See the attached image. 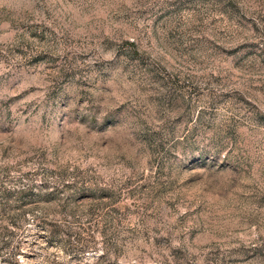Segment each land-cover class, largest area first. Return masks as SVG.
<instances>
[{"label": "rangeland", "instance_id": "1", "mask_svg": "<svg viewBox=\"0 0 264 264\" xmlns=\"http://www.w3.org/2000/svg\"><path fill=\"white\" fill-rule=\"evenodd\" d=\"M0 264H264V0H0Z\"/></svg>", "mask_w": 264, "mask_h": 264}]
</instances>
